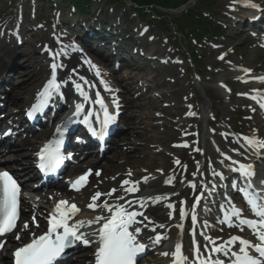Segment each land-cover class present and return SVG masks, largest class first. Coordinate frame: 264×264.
<instances>
[{
    "label": "rangeland",
    "instance_id": "374dc122",
    "mask_svg": "<svg viewBox=\"0 0 264 264\" xmlns=\"http://www.w3.org/2000/svg\"><path fill=\"white\" fill-rule=\"evenodd\" d=\"M214 2L215 6L218 7L217 11H204L206 15L218 23L220 34L215 36L212 41L205 40L204 44L195 46L194 49L201 50L200 55L205 56L206 65V68L201 67L202 73L197 76L186 53L176 47L171 31L170 34L165 35L164 31L154 22L155 17L149 12H146L147 18L140 19L130 7L116 6L109 0H92L91 10L86 14L72 12L67 8L68 5L64 0H58L57 4L52 0H0V21L7 23L0 31V36L5 34L8 37L7 41L9 42L10 39L14 43L16 55L23 54L14 63L19 68L17 73L38 74L36 82L41 80L40 84L48 76L45 70L41 73L42 69H49L44 63L38 64L36 49L41 50L42 47L46 46L47 50L52 53L59 50L77 49L88 66L87 61H91V64L95 65L96 68L110 76L108 88L111 89L109 91L111 98L128 95L126 88H130L128 85H132L130 77L133 76L141 81L142 85L151 84L156 88L149 95L150 98L159 100L163 99L165 94L169 96L168 100L164 99L162 102L164 106L171 107L175 112L177 124L166 127V121L158 122L153 118L144 119L142 122L126 121L121 123L126 132L134 134H130V138L138 137L140 134H147L150 138L151 142L146 141L141 144L129 142L121 146L123 149L121 148L119 151L123 156H130L131 160L136 158L133 156L138 155V159L140 158L143 164H136L138 159L135 163L129 164L118 160L115 167L119 168L117 173L106 174L104 168L106 162L112 159L116 151L109 155L108 159L100 165V168L104 170L103 177L98 178L94 175L87 194L82 195L83 198L89 197L90 203H92V197L95 195L94 192L102 193L104 190L106 191L104 194H107L115 189L114 187H117L114 182L115 179L118 180V184H122L120 180H128L131 176H135L139 181L145 178L159 179L171 187L169 188L171 190H168L170 191L169 197L165 200L174 205L182 202L186 204L188 208L186 217H188L192 205L185 202L183 190L176 188L175 183L178 177L190 182L193 178L199 179L204 169L209 172L210 176H214L213 169L215 172L224 171V164H214V158H220L226 164L229 162L225 160L224 154L235 156L224 148L225 142H228L226 136L234 141L244 142L243 139L239 140L238 136L233 133L232 129L234 128L242 133V137L255 136L264 140L263 109L258 110L257 116L254 115L255 103L259 99L257 93L253 94V91L247 90V86L257 85L258 79L264 77V31L244 27L242 23H239L244 19L243 7L247 3L264 4V0H214ZM11 3H13L12 9L10 8ZM261 10L263 9L259 8V11ZM168 13L171 18H174L181 12L169 11ZM96 21L106 27H110V24L116 25L119 34H121V30H129L134 35V44L142 47L141 52L147 51L151 58L143 61L144 65L136 64L137 71L115 60H111L109 63L105 62L106 56L99 57L91 51L92 49H85L78 40V37L83 33L81 26ZM164 29L168 30L167 28ZM230 39H234V41H230ZM189 41L195 43L193 36L190 35ZM25 55L32 56L33 60L28 62ZM222 56L224 58L220 59ZM61 61L62 58L57 57L55 63L60 65ZM242 67L249 71L253 69L254 74L247 75L242 71ZM197 70L200 71V67H197ZM170 79H174L181 87L179 91L170 85ZM19 81L17 77L13 81V85H18ZM123 81L125 86H123ZM209 86L222 88V101L210 100L206 97L205 88ZM31 90L35 91V88ZM141 94H143V90L135 88L127 97L140 103L138 96ZM232 97H235L234 102L231 100ZM252 97H256V99H252ZM118 100L120 101V99ZM206 104L211 107L208 110L207 119L203 115V107ZM134 110L136 112H132L133 115H141L138 113L139 110L136 108ZM153 114L156 116L165 115L161 110H155ZM163 140H167L169 143L165 145L161 142ZM244 143L248 149H251L246 142ZM182 147L189 148V154L186 157H183ZM147 149L148 151H146ZM259 151L263 159L257 162L256 166L264 168V152ZM244 154L247 157L246 153ZM177 160L180 161L179 164L176 163ZM149 164H156L157 166L155 169L147 168ZM129 172H131V176L128 175ZM187 173H191L192 177L189 178ZM169 180L172 181L171 184L168 183ZM144 189L141 186L140 194L138 193L140 196ZM105 196L109 197L108 195ZM101 201L97 200L100 203ZM207 215V213L203 214V216ZM209 216L211 219L206 224V229L216 234H222L221 236L213 235L218 243L227 241L231 234H242L238 227L230 228L218 225L224 217L219 211L217 214H210ZM183 221L179 214L173 211L166 221L158 223V225L163 224L165 227H157V234L169 236L170 230L178 223L183 224ZM189 228L190 225L183 224V231L187 236L190 232ZM171 240L169 241L171 242ZM162 251V249L155 250L142 264H163L160 255ZM82 259L84 264L93 263L92 254L89 251L82 256Z\"/></svg>",
    "mask_w": 264,
    "mask_h": 264
},
{
    "label": "snow or ice",
    "instance_id": "6c2138e0",
    "mask_svg": "<svg viewBox=\"0 0 264 264\" xmlns=\"http://www.w3.org/2000/svg\"><path fill=\"white\" fill-rule=\"evenodd\" d=\"M248 7L255 8L254 3L246 5ZM58 53L53 54V60ZM224 57H220L223 59ZM90 68L96 69L95 75L100 76V70L95 65L87 61ZM61 67L57 63L53 62L50 65L51 75L50 79L44 88L38 93L37 102L31 107L27 113L29 117L34 114L42 112L55 97H63L61 92L62 83L58 81L56 71ZM84 80V77L80 78ZM261 82H264V77L260 78ZM104 83L103 81H101ZM75 89L85 101L89 99L88 93L84 90L80 83L73 81ZM87 84L88 81L84 80ZM105 90L111 91L105 83ZM256 99V97H252ZM113 102H118L113 97ZM259 102V101H258ZM95 103L100 105L103 111V118L100 119L101 127L97 130L93 127L90 117L93 113L84 111V104L78 103L75 106V115L78 117L83 113V119L81 123L86 124L91 134L98 139L107 135L109 127L115 122L116 115L111 114L108 111L107 105L104 103L103 98L99 93H96ZM261 107H264V103H261ZM76 121L69 118L63 125L57 127L56 137L46 143L39 151V168L45 173H54L67 159L68 157L62 152V146L64 142V135L67 132L69 126ZM247 145L253 149H259L264 151V140L257 137H244ZM186 146V145H185ZM199 151V149H197ZM225 159L231 161V165H237L233 170L239 173L246 183V187L240 189L245 193L246 204L249 206L251 212L257 219H250L243 216L241 209L236 208L231 201L228 202V207L225 209L224 217L221 223L227 224L228 227H238L240 231H243L245 227L251 230L253 235L256 236L257 241L253 243L249 239L242 238L240 236H232L229 240L223 243H217V239L208 236L204 233L201 235L207 242L204 245H200L193 239V257L190 258L182 251V241L177 242L173 252L161 253L165 257L171 256L173 258V264H226L225 260L221 257H227L229 264H264V193L258 192L252 185L251 179L256 175L253 165L240 163L237 160L232 159L230 156H225ZM180 163L179 160L176 161ZM100 173L97 172L96 175ZM213 174L218 175L223 179L222 173H216L213 169ZM91 175V169L84 175L79 176L75 181H70L72 188L75 191H80L81 187L87 183L88 176ZM131 176V172L128 173ZM147 182V178H145ZM168 183H172L171 180ZM264 185V180L260 181ZM125 188V191L129 194L139 191L138 182H131L130 180H124L123 185H130ZM195 188V183L192 184ZM116 190L104 194L97 192L92 197V203L88 205L89 209L95 211L97 208L103 209V212L95 215L90 219H77L73 218L80 213L81 209L75 203H69L67 200H59L50 213L48 218V229L43 234L37 236L36 233H31V241L29 243L22 244V246L16 248L14 252V264H57L67 249L74 248L78 243L89 246L93 242L97 244V249L94 253L95 264H137V257L145 252L148 245L141 242L138 237L141 234V228L136 226L141 223L137 220V217H143V220L148 221L149 218L144 215L142 211L133 210V204H138L140 208L145 207V200L140 199L137 201L126 200L125 203H117L110 205L105 200L101 205H98L96 201L102 195L111 196ZM20 195L21 188L19 183L13 178L7 171H0V237L6 236L8 233H12L17 227V221L19 220L20 212ZM202 195V194H201ZM168 197H153L155 201L161 199H167ZM39 197H37V200ZM119 200H125L124 196L119 197ZM183 203V202H182ZM195 205L199 204V199L195 202ZM170 209H175V206L171 203L167 205ZM186 216V212L181 209V220ZM35 221V216L32 217ZM191 220L193 225L197 223L196 215L192 214ZM69 221H73L70 223ZM151 223V221H149ZM97 225L93 233H87L82 231L86 227H92ZM39 227L38 224L34 225ZM147 226V225H146ZM155 227L163 228L165 225L160 224ZM155 227L152 231H155ZM178 229L183 231V224L178 223L176 225ZM28 222L23 223L22 231L28 230ZM193 238L195 237V229H192ZM94 236L95 240L90 239ZM162 239H167L162 234H157L152 238L153 244H159ZM15 240L20 241L21 235L17 233ZM6 240H0V249L4 247ZM211 245V248H209ZM238 245V247H237Z\"/></svg>",
    "mask_w": 264,
    "mask_h": 264
},
{
    "label": "bare ground",
    "instance_id": "6f19581e",
    "mask_svg": "<svg viewBox=\"0 0 264 264\" xmlns=\"http://www.w3.org/2000/svg\"><path fill=\"white\" fill-rule=\"evenodd\" d=\"M6 25V23H4L3 21H0V31L4 28V26ZM243 33V31H242ZM1 37V36H0ZM7 36L5 35L3 38H0V80L4 77L5 75V71L7 69L8 74L10 73H14L16 72L14 75L12 74L11 80L16 79L17 77L19 78V84L15 86L14 90H13V100H12V105L9 108V112L11 114H9L8 112V120H10V122H8V124L11 126L13 125V119L15 118L14 113L17 112V110H14V106L16 105H21L22 103L25 104L26 101L30 100V97L33 93V91L31 90L32 88H39L41 87V85H46L47 82L50 79V75H51V68L50 65L55 62V60L57 59V57H61L62 61H61V67L58 70V72L56 73L57 75V79L58 81H60L62 83V87H61V91L67 96V98L69 99V102L72 100H75V104L78 103H83L86 108H84V111L87 112L88 110L91 111L90 113H93V115L90 118H93L94 122L96 124H100V119L103 118V111L101 110V108H98L96 106L95 103V99H96V93L102 94L101 91H105V82L101 83L100 80L103 78L106 82L108 81V79L110 78V76H106V75H101L98 77L95 75V71H93V69H91L86 62L83 60L82 55L76 50V49H66V50H62V51H58L56 53H58L59 55L55 56V60H53V54L52 52H50L49 50H47V47L44 46L41 48V50L36 49V55L37 57V61L38 64L39 63H44L47 65V69H42L46 71V75L47 78L42 81L40 84L38 81L36 82L37 77L39 76L38 74H34L31 73L26 74V73H20L17 71L19 70L18 65H16V67H14V63L16 61V59L20 58L23 56V54L20 55H16V53H14V43L11 42V40L9 39V42L7 41ZM230 41H234V39H230ZM36 57V56H34ZM25 58H28V62H30L31 60H33L32 56L29 55H25ZM48 63H51L50 65H48ZM23 68V66H20ZM25 67V65H24ZM264 69V66H263ZM7 77V76H6ZM43 77V76H42ZM84 77V80L88 81L87 84L84 83V80H81L80 78ZM128 77V76H127ZM129 78V77H128ZM261 78V77H260ZM259 80V83L255 86H247V90L253 91V94L257 93L258 96V103L256 104V111H255V116H257L259 114V109L261 106V103H264V82H261V79ZM130 79L132 80V85H128L130 86V88H126V91H128V95H120L119 99L121 100L120 102H118V99H116V101L118 103L123 102V104H125L123 106V111L121 113H123V120L124 121H133V122H142L144 121V119H151L153 118L154 120L158 121V122H163L166 121V127H169L170 125L175 126L176 123V119L177 116L175 114V112L172 110L171 107L169 106H164L163 105V100H168L169 96L167 94L164 95L163 99H159L157 100V98H150L149 95L152 94V92H154L156 90L155 87H153V85L148 84V85H142V82L137 80L136 77H130ZM33 81V83H32ZM73 81H75L76 83H80L84 90L89 93L91 91L95 92V96H94V100L92 98V96L90 94H88L89 99L87 101H85L83 99V97H81L80 95L76 97L77 95V90L75 89L74 83ZM125 81V78H124ZM123 81V82H124ZM36 82V83H35ZM32 83V84H31ZM170 85H172L173 87H175L176 89H178L177 91H179V89L181 88L177 82L174 79H170L169 80ZM248 83V82H246ZM5 84H8L7 81H5ZM39 84V86H38ZM125 82L123 83V86ZM22 86V87H21ZM137 86V87H136ZM159 87V86H157ZM142 89L143 90V94L139 95L138 98L140 100V103L135 102L134 100H131V98L127 97L131 95L132 89ZM262 90V91H260ZM107 91V90H106ZM130 91V93H129ZM180 93V92H178ZM205 94L206 97L210 100H217V101H222V88L220 86H209L205 88ZM235 97H232L231 100L232 102L235 101L234 99ZM106 105L108 108V111L111 114H114L116 116L120 115V111L119 108H117V103H114L113 100H111L110 96H106ZM54 101V102H53ZM55 102H58V106L61 108L62 105H64V100L63 98L61 99H53L50 103V105H53ZM119 105V104H118ZM76 106V105H75ZM74 106V109H75ZM16 109L18 108V106L15 107ZM134 108H136L137 110H139L138 113H140L141 115H133L132 112H136L134 110ZM210 105L206 104L203 107V115L204 118L207 119L208 118V110L210 109ZM56 109V107H53L50 111L54 112ZM113 109H116V111H113ZM121 109V108H120ZM148 110V112H146ZM155 110H161L164 112V116H156L155 114H153V112ZM127 114V116H126ZM80 118L83 119V113L80 115ZM12 121V122H11ZM2 130L3 132H7L9 130V127L5 126V122H2ZM157 127V126H156ZM15 131V130H14ZM44 133H46V131H41L40 132V136L35 135L34 137H25V139L19 143L15 148L13 147H8V148H4V149H0V171H7L8 168H12V170H18L16 171V175L19 177H23L26 174H29L31 172L35 171V165H34V151H36L37 149V141L38 139H41V136L44 135ZM131 134V132H125L123 134H121L120 136V141L119 144L116 147V154L112 157V159L107 160L106 165H105V173L106 174H115L117 173L118 169L115 168L116 167V161L121 160L123 163L125 164H129L132 163L138 159V155H135L133 157H136L134 159L131 160V158H129L130 156H123V154L119 153V151H121V148L123 149V145L131 142L133 144H137V143H143L146 141H150V138L147 136V134H140L138 137H132L130 138L129 135ZM134 135V134H131ZM17 137L16 133L9 135L3 142L6 145H9L13 142V138ZM228 142H225L224 148L229 151L230 153H233L237 158H233L234 160H237L241 163V159L245 162V156L243 154V150L245 149V145L244 144H240V146L238 147V144L232 140L229 136H226ZM151 142V141H150ZM163 144L167 145L169 143V141L167 140H163L161 141ZM154 144V143H153ZM93 148V145H90ZM242 150V151H241ZM148 151V149L146 150ZM11 154V155H9ZM182 154L183 157H186L189 154V148H183L182 149ZM92 157V156H91ZM88 158L86 160V162H84L81 167H95L98 164V161L94 162L95 159L92 158ZM141 159L139 158L136 161V164H143L142 161H140ZM214 164H223V160L218 158H214ZM155 161V159H154ZM95 165H94V164ZM245 164V163H244ZM22 166V167H19ZM156 164H149L147 165V168H151V169H155L156 168ZM22 168V169H21ZM114 169V170H113ZM203 174L202 176H200L199 179H195L188 182L187 179H182L180 177H178L175 186L176 188H180L183 190V194L185 197V200L187 202H193L191 195L192 193H195L197 191H199L203 186L206 185V183L208 182V179L211 178V176L209 175V172L204 169V171H202ZM157 173V172H156ZM255 173L260 176V177H264V170L263 171H259V170H255ZM187 176L190 178L192 177L191 173H187ZM138 179L136 178H132L130 179L131 182H138ZM118 183V182H117ZM141 185L145 188L148 189H154V188H158L161 189L163 191L165 190H171L169 188H171L170 186H168L169 184H167L165 181H161L159 179H147V182H145V179L143 181H140ZM195 183L196 187L193 188L192 184ZM30 185H32L31 183H28ZM60 187H63V184L60 185ZM57 190V191H56ZM59 189H55L54 192H52V195L56 196V193H58ZM167 192V191H166ZM127 199L126 200H132V201H137L139 199H137V197L139 195L136 194V199H135V195L132 196H128L129 193L125 192ZM82 195L81 194H74L71 192H68L67 197L65 198H70L71 201L69 202H75L78 204V206L80 207V205L82 206L83 204H81L80 201V197ZM84 196V194H83ZM82 196V198H83ZM141 197V196H140ZM156 197L155 196H145L142 197V199L147 198L145 200V207L140 208V206L138 205L137 211H142L144 213L145 216H147L149 218L148 221H151V223H162L161 221H166L168 216L170 215V208L167 207V205L169 203L173 204L170 201H165V199H161L158 202H155V200H153L152 198ZM58 198V197H57ZM48 199V196H43L40 197V199H36L33 203H35L37 205V208L40 210L39 212L42 211V203L45 202V200ZM61 199V198H58ZM55 202V201H54ZM27 203V202H26ZM28 204V203H27ZM31 207L33 206V204H30ZM174 205V204H173ZM176 207H178L177 213H181V209H183L185 212H187V207L184 204H180V203H176L175 204ZM134 210L135 207H133ZM194 208H199L198 206H194ZM101 209V208H99ZM46 209L43 208V212ZM172 210V209H171ZM103 212L102 210H98L96 209L95 211H93L92 209L84 208L82 211V219H90L92 217H94L97 214H100ZM38 215V214H37ZM35 216V221H33L32 217L33 215L27 214V212H24V216L26 217V219L28 218V221L31 222V228L30 230H25L22 231V227L21 229H19L18 231H22L24 234H20L21 235V240L17 241L15 240V235H11L8 239V241L11 243L12 241H15L16 244L22 245V243L25 241V237L26 235H29L30 233L34 232L36 233V235H38L41 231H43L45 229V224L46 221L43 220L42 216L38 215ZM186 224L188 225L191 221V216L188 218H186ZM137 220H143V217H137ZM38 224L39 227H35L34 225ZM95 228H97V225H93ZM87 227L88 230L89 228H94V227ZM197 232V236L200 239V245H204L205 243H207L204 240V237L201 235L203 228L197 227L196 229ZM17 231V232H18ZM95 230L93 229V231L91 233H93ZM147 231V230H146ZM192 233V232H191ZM190 233V234H191ZM248 234H251V237L256 238L255 235H253V233L251 232V230L249 229V232H247ZM16 234V233H15ZM170 237L173 238V240L171 241V243L169 242V240L166 239H162L160 241L159 244H153L156 247L158 246H162L163 248V252H173L174 251V247L175 244L177 242H181L182 241V251L183 253L186 255V253H188V251L191 249L190 246H185L183 243H187V240H191L188 239L187 236L183 235V232H181V230H178L177 228H173L170 231ZM250 237V236H249ZM249 237H244L246 239H249ZM91 238V237H90ZM95 239V237H94ZM9 242L6 243L5 245V251L1 254V264H10L9 261V257H10V253H9V246L11 245ZM258 241H255L253 243H256ZM13 248H15L16 246L13 245ZM209 248L210 245H209ZM154 252H151V254H153ZM150 254V255H151ZM163 256V255H161ZM94 258V257H93ZM95 259V258H94ZM162 261L163 264H173V258L171 256L169 257H162ZM78 264H84L81 261L78 262Z\"/></svg>",
    "mask_w": 264,
    "mask_h": 264
},
{
    "label": "trees",
    "instance_id": "16d2710c",
    "mask_svg": "<svg viewBox=\"0 0 264 264\" xmlns=\"http://www.w3.org/2000/svg\"><path fill=\"white\" fill-rule=\"evenodd\" d=\"M191 0H110L117 5L127 6V2L134 4L132 7L138 11L140 17L144 15L145 10H149L155 17H158L159 26H167L173 28L178 36L175 37L179 47L186 44L192 57L196 63L202 65L203 59L199 54L195 53L192 44L186 41L185 38L193 36L198 44H202L204 40L213 38L219 35V26L215 25L203 12V10H217L213 7V0H197L193 7H190ZM68 4H72L75 10L81 13L88 11L91 7V0H67ZM182 6L189 7L185 12H182L175 18H171L169 11L179 10Z\"/></svg>",
    "mask_w": 264,
    "mask_h": 264
}]
</instances>
